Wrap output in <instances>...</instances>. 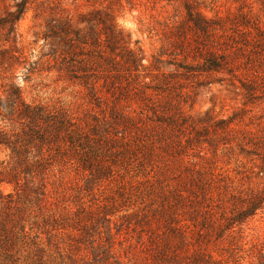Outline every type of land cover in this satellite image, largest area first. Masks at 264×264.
I'll return each instance as SVG.
<instances>
[{
  "label": "trees",
  "instance_id": "16d2710c",
  "mask_svg": "<svg viewBox=\"0 0 264 264\" xmlns=\"http://www.w3.org/2000/svg\"><path fill=\"white\" fill-rule=\"evenodd\" d=\"M10 1L0 16L4 73L20 63L16 25L28 5L38 3L36 17L51 8L49 0ZM182 1L186 27L178 36L185 62L168 63L171 72L147 70L140 50L129 48L128 36L108 12L92 10L76 21L67 15L45 23L41 40L52 43L53 70L89 92L102 122L115 127L113 133L101 130L99 122L89 127L63 111L27 104L16 87L0 86V148L8 153L0 162V185L12 186L14 193L0 191V264H76L77 256L85 264H121L111 257V225L118 232L111 218L123 210L112 211L115 204L101 213L67 211L58 217L42 218L33 210L45 199V180L66 170L96 183L127 169L142 175L148 188L133 192L147 203L138 198L141 203L124 207L118 218L139 243L146 238L147 264L235 262L248 244L247 223L258 214L264 223V185L242 188L206 167L209 154L236 150L238 158L259 157L253 173L264 176V137L234 125L243 111L216 119L184 110L190 99L186 82L195 79L201 85L206 75L227 80L241 92L244 105L264 100V26L249 13L209 18L196 1ZM101 224L105 237L93 244Z\"/></svg>",
  "mask_w": 264,
  "mask_h": 264
},
{
  "label": "rangeland",
  "instance_id": "374dc122",
  "mask_svg": "<svg viewBox=\"0 0 264 264\" xmlns=\"http://www.w3.org/2000/svg\"><path fill=\"white\" fill-rule=\"evenodd\" d=\"M189 1L199 3L201 11L209 18L249 13L258 19L259 25L264 26V0ZM48 4L51 8L45 7L44 14L40 17H36L38 3L28 5L16 25L17 49L22 53L20 63L15 64L7 73L0 71V86L5 85V89H9L10 85L16 87L27 104L63 111L81 125L95 127V123L99 122L101 130L114 132L115 127L102 122V112L89 92L77 83L58 76L53 70V59L48 56L52 43L43 42L41 38L47 30L45 23L48 24L52 19H61L67 15L76 21L80 15H86L92 10L110 13L118 29L128 36L131 42L129 48L136 52L140 50L143 57L142 64L150 72H154L157 67L162 71L171 72L174 68H168V63L185 62L184 55L179 50L181 38L178 36L180 29L186 27L182 0H49ZM10 5V0H0V16H4V13L10 9ZM149 71H145L144 74ZM201 80L204 83L199 84L200 86L195 79L186 82L190 99L184 107L185 112L192 116L208 112L219 119L232 117L234 113L243 111L244 116L235 121L234 125L238 129L264 137V100L244 105L241 92L230 86L227 80L222 82L221 77L217 75H206ZM97 96L99 97L100 93H97ZM107 113L108 110L105 113L106 118ZM221 152L220 148L215 156L209 154L210 161L206 167H211V172L214 170L215 175L230 176L235 180L236 184H234L242 188H259L264 185V176L255 177L253 173L254 167L261 165L259 157L257 159L251 155H243L238 158L236 150L231 153ZM7 154V151L0 148V162L7 160ZM237 159L242 163L236 162ZM120 174V177L114 176L108 181L96 183L80 173L75 174L71 170H66L60 178L56 176L45 180L47 183L45 199H42L38 208L34 207L33 210H36L35 213L42 218L52 214L58 217L64 216L67 211H71L72 214H78L82 210L101 213L110 210L115 204L117 209L112 211L123 210L114 213L111 218L118 231L116 234L111 225L114 245V255L111 257L119 260L121 264H147L148 260L144 251L146 238L143 237V243H139L135 233L130 230L125 231L118 217L124 214V207H131L135 201L138 206L141 201H144L139 196H135L136 193L134 194L133 191L135 189L142 191L148 188V184L143 183L141 174L136 177L134 169L120 171ZM0 191L3 195L14 194L12 186L4 183L0 185ZM124 193L130 194L128 200L126 196L120 198V195ZM138 198L141 201L137 200ZM144 203L147 202L144 201ZM260 221L258 214L247 223L243 236L248 244L236 256L238 259L235 262L229 259L227 264H264V223ZM101 227L103 224L100 225L99 235L94 234L93 244H97L100 237H105ZM41 239L45 241L46 237L41 236ZM56 242H58L57 239H52L51 243ZM226 246L230 248L228 243ZM62 248L60 245V251ZM65 253L69 255L67 250ZM72 254L75 252L72 251ZM55 256L54 252L53 257ZM227 257L224 251L222 259L226 260ZM77 258L76 264H85L79 256Z\"/></svg>",
  "mask_w": 264,
  "mask_h": 264
}]
</instances>
